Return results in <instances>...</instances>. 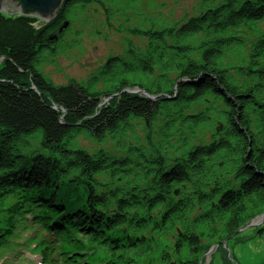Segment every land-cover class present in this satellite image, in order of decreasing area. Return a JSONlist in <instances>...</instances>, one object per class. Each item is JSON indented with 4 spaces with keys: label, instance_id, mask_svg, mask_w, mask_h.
Segmentation results:
<instances>
[{
    "label": "trees",
    "instance_id": "1",
    "mask_svg": "<svg viewBox=\"0 0 264 264\" xmlns=\"http://www.w3.org/2000/svg\"><path fill=\"white\" fill-rule=\"evenodd\" d=\"M117 2L64 0L48 23L0 14V254L19 249V228L39 227L51 236L44 264L56 249L92 264L85 242L62 247L74 235L102 245L107 264H204L264 214V0H201L191 16L122 27L140 44L81 83L38 69L72 12L110 19Z\"/></svg>",
    "mask_w": 264,
    "mask_h": 264
},
{
    "label": "rangeland",
    "instance_id": "2",
    "mask_svg": "<svg viewBox=\"0 0 264 264\" xmlns=\"http://www.w3.org/2000/svg\"><path fill=\"white\" fill-rule=\"evenodd\" d=\"M201 0H138L131 4L127 0H119L117 4L120 12L112 18L98 7H89L85 12L75 10L69 17L70 26L65 31L64 40L58 47L57 56L52 62H45L38 66V69L57 85H62L68 79H74L79 83L86 81L104 62L112 56H121L125 50L128 40L136 46L140 44V39L132 37L125 32L122 27L149 26L148 20L154 22L163 20L165 22L177 20L192 15L198 8ZM8 15H16L15 12L6 10ZM43 22V21H42ZM264 31V22L259 25ZM230 61L235 58L230 56ZM141 133H139L140 135ZM79 146L84 149L94 150L96 146L93 142L83 136L77 139ZM113 145L111 142L102 144L103 148ZM248 219V226L237 239L226 242L223 249L219 245H214L204 256V264H262L264 262V232L260 233L264 224V217L256 213H251ZM3 214L0 213V221ZM18 229L20 236L19 249L10 248L9 252L0 254V264H44L42 241H47L51 237L49 233L39 227ZM80 243H70L62 241V247L68 251L75 250L81 243L83 252L91 250L94 253L89 258L92 264H107L108 253L100 246H93L91 242L81 236L74 235ZM80 237V238H79ZM172 233H163L158 236V243L153 257H159L165 246H172L175 238ZM54 261L48 264H65L58 249ZM141 264H148L143 260Z\"/></svg>",
    "mask_w": 264,
    "mask_h": 264
},
{
    "label": "water",
    "instance_id": "3",
    "mask_svg": "<svg viewBox=\"0 0 264 264\" xmlns=\"http://www.w3.org/2000/svg\"><path fill=\"white\" fill-rule=\"evenodd\" d=\"M64 0H0V14L6 13V10L15 12L16 15L25 17H34L43 21L44 23L50 22L58 11L60 10ZM70 22L66 21L59 29V34L62 36L64 32L69 28ZM59 36L50 38L51 43H57ZM131 93L145 95L146 97L153 99V97L147 95L142 90H134ZM247 227H242L237 233L245 230Z\"/></svg>",
    "mask_w": 264,
    "mask_h": 264
}]
</instances>
